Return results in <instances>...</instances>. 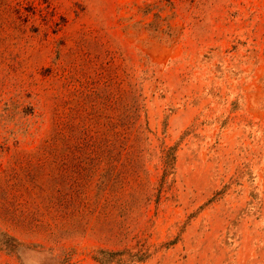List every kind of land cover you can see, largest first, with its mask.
<instances>
[{"label":"rangeland","instance_id":"obj_1","mask_svg":"<svg viewBox=\"0 0 264 264\" xmlns=\"http://www.w3.org/2000/svg\"><path fill=\"white\" fill-rule=\"evenodd\" d=\"M0 264H264V0H0Z\"/></svg>","mask_w":264,"mask_h":264}]
</instances>
